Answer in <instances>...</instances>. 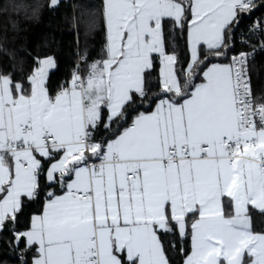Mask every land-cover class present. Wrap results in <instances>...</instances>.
Listing matches in <instances>:
<instances>
[{
	"label": "snow or ice",
	"instance_id": "1",
	"mask_svg": "<svg viewBox=\"0 0 264 264\" xmlns=\"http://www.w3.org/2000/svg\"><path fill=\"white\" fill-rule=\"evenodd\" d=\"M261 10L101 0L99 58L81 53L57 90L53 56L19 78L0 71V234L17 264H175L170 251L182 264H264V89L253 83L264 18L242 39L250 51H235ZM34 203L43 210L21 231Z\"/></svg>",
	"mask_w": 264,
	"mask_h": 264
},
{
	"label": "trees",
	"instance_id": "2",
	"mask_svg": "<svg viewBox=\"0 0 264 264\" xmlns=\"http://www.w3.org/2000/svg\"><path fill=\"white\" fill-rule=\"evenodd\" d=\"M48 4L49 0H0V71L15 72L19 78L21 69L30 70L37 56H53L57 67L50 72L49 85L57 90L71 78L78 54L87 50L99 58L104 43L98 13L101 0H61L55 8ZM263 12H256L251 19ZM251 19H245L241 27ZM253 83L257 90L264 89V53L253 61ZM42 208V203H34L25 210L21 231ZM255 219L258 228L264 225V217L256 215ZM8 239L7 234H0V264H17L18 253ZM184 246L190 250L187 243ZM169 255L175 264H182L175 251Z\"/></svg>",
	"mask_w": 264,
	"mask_h": 264
},
{
	"label": "built area",
	"instance_id": "3",
	"mask_svg": "<svg viewBox=\"0 0 264 264\" xmlns=\"http://www.w3.org/2000/svg\"><path fill=\"white\" fill-rule=\"evenodd\" d=\"M260 18H264V12L253 17L250 21L246 22L241 28L240 30L236 33V47H237V50L236 52H239L241 50L243 51H250V48L246 47L243 45L242 43V39H248L249 36H250V33H249V29L251 28V26L256 23ZM260 39V37L257 35L255 37H252V42L255 43L256 41H258ZM261 53H264V52H257L256 56H258L259 54ZM79 55H77V60H76V63H75V66L76 64L78 63V60H79ZM255 56V58H256ZM74 66V67H75ZM73 67V69H74ZM73 69L71 70V73L73 71Z\"/></svg>",
	"mask_w": 264,
	"mask_h": 264
},
{
	"label": "crops",
	"instance_id": "4",
	"mask_svg": "<svg viewBox=\"0 0 264 264\" xmlns=\"http://www.w3.org/2000/svg\"><path fill=\"white\" fill-rule=\"evenodd\" d=\"M61 1V0H60ZM225 63H227V62H225ZM42 210H43V208H42ZM31 220V219H30ZM29 226H30V224H29Z\"/></svg>",
	"mask_w": 264,
	"mask_h": 264
}]
</instances>
